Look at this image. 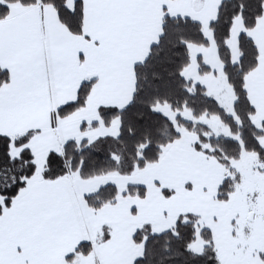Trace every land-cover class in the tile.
Here are the masks:
<instances>
[{"label":"snow or ice","instance_id":"snow-or-ice-1","mask_svg":"<svg viewBox=\"0 0 264 264\" xmlns=\"http://www.w3.org/2000/svg\"><path fill=\"white\" fill-rule=\"evenodd\" d=\"M261 31L264 0H0V264H264ZM210 43L219 66L198 51L192 75ZM186 145L179 178L150 175ZM199 163L230 174L212 197L227 238L181 210L211 195Z\"/></svg>","mask_w":264,"mask_h":264},{"label":"crops","instance_id":"crops-1","mask_svg":"<svg viewBox=\"0 0 264 264\" xmlns=\"http://www.w3.org/2000/svg\"><path fill=\"white\" fill-rule=\"evenodd\" d=\"M217 2H218V0H217ZM215 11H216V9H215V6L213 5L212 7L204 9L203 11H201V13L199 15L206 19L210 16H214ZM157 27H158V25H157ZM208 35L210 37V34H208ZM256 39H257V43L260 44L262 47H264V31L257 33ZM228 43L232 49L233 58L235 59L236 55H238L235 32L233 33V35H232L231 39L228 41ZM212 45H213V47H212ZM210 47H212V48L210 49V51H208V49ZM201 48H205V49H201ZM202 50H207V53H206L207 56L204 55V58L207 62H209L207 60V57H210V58L215 60V58H216L215 52L217 54V50H216V46L214 43H210L209 47H204V46L195 47V49L193 51L191 48L192 57H195L196 52L202 51ZM202 52L205 53V51H202ZM219 64L220 63L215 64L213 66H219ZM192 72H193V69L190 68V73L192 74ZM208 82H209L210 90L214 94L215 93L217 94V97L220 101L222 99L224 100L226 98L225 97L226 94L228 95V91H226L227 89L222 87L224 89V91H221V88L218 85L219 81L209 79ZM250 84H252L254 88H258V90L261 94H264V73L260 74L259 76L253 74V76L250 80ZM228 90L231 91V89H228ZM231 99L233 101L235 99V97L232 95ZM230 111H231V108H230ZM187 137L189 140H194L195 134L189 133V134H187ZM195 156H196V154L193 153L192 149L186 145L185 150L170 154L168 157L167 164L163 168L157 167V168L152 169L150 175L158 176L159 178H161L165 182H171V181H173V180H175L181 176V173L183 172V170L192 164V161L195 158ZM202 159H203L202 157L199 158L200 161H202ZM226 173H227V170L221 168L220 166L211 167V166H207V165H204L202 163H199L197 168H196V174L199 177H201L202 179H205V180L210 179L212 181V188L210 189L211 195L203 194V195H201L200 200L198 201L197 207L188 208V209H181V210H192V211H199L201 209L209 210L212 214H216V215L222 217L224 220L223 225L225 226V223L227 221L226 216L228 213L223 212L222 202H218V201L214 200L212 197L215 195L216 185H218L220 183L221 179L223 178L224 175H226ZM149 183H150V180H149ZM157 197H158V193H157ZM158 199H159V197H158ZM127 247L128 246L125 245V249Z\"/></svg>","mask_w":264,"mask_h":264},{"label":"rangeland","instance_id":"rangeland-1","mask_svg":"<svg viewBox=\"0 0 264 264\" xmlns=\"http://www.w3.org/2000/svg\"><path fill=\"white\" fill-rule=\"evenodd\" d=\"M195 47L196 46L192 47V51L195 49ZM212 47H213V45H212ZM212 47H210L208 49V51H210V49ZM201 49H205V48H201ZM202 51H205L204 55L207 56L206 55L207 50H202ZM215 57H216L215 60L210 58V57H207V60L209 61V63H211L213 65L220 63V61L217 59L216 52H215ZM191 69H193L192 74L195 75V70H196L195 57H193V62H192V65H191ZM218 85H219V87L221 89H222V87H224V88L227 89L226 91H228V95L225 93L226 94V96H225L226 98L224 100L222 99L220 102L223 105H225L226 110L230 111V108H231L230 106H231V103H232V99H231L232 93H231L230 90H228L230 88H228L226 85H224L222 80L219 81ZM182 115H184L187 118H191L190 114L188 112H184V113H182ZM207 123H209L213 127L214 130H218V131L224 132L225 134H228L227 126L226 125H222L219 120L213 119V120L208 121ZM241 158L242 159L239 162H236V167H237L238 170L243 172L245 176H247L249 171H250V169H251L252 164H254L256 162V155H255V153L243 154V156ZM227 174L230 175L229 173H227ZM246 183H247V181H246ZM246 190L251 191L252 189L248 188ZM241 201H243V193H241ZM228 215H229V213L227 214L226 217H228ZM223 224H224V220H223L222 217H220L219 224L215 226L216 229H217V236L218 237L227 238L228 223L226 221L225 226Z\"/></svg>","mask_w":264,"mask_h":264},{"label":"trees","instance_id":"trees-1","mask_svg":"<svg viewBox=\"0 0 264 264\" xmlns=\"http://www.w3.org/2000/svg\"><path fill=\"white\" fill-rule=\"evenodd\" d=\"M222 54H223V53H222ZM227 173H228V172H227ZM227 173H226V175H228Z\"/></svg>","mask_w":264,"mask_h":264}]
</instances>
